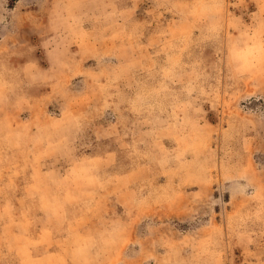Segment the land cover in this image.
Masks as SVG:
<instances>
[{
	"label": "rangeland",
	"instance_id": "rangeland-1",
	"mask_svg": "<svg viewBox=\"0 0 264 264\" xmlns=\"http://www.w3.org/2000/svg\"><path fill=\"white\" fill-rule=\"evenodd\" d=\"M0 264H264V0H0Z\"/></svg>",
	"mask_w": 264,
	"mask_h": 264
}]
</instances>
